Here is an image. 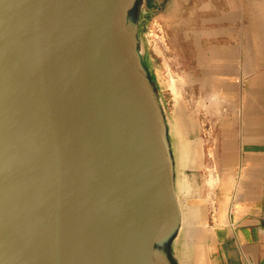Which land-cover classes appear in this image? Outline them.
<instances>
[{
	"label": "water",
	"instance_id": "1",
	"mask_svg": "<svg viewBox=\"0 0 264 264\" xmlns=\"http://www.w3.org/2000/svg\"><path fill=\"white\" fill-rule=\"evenodd\" d=\"M148 0H0V264H181L185 132Z\"/></svg>",
	"mask_w": 264,
	"mask_h": 264
},
{
	"label": "rangeland",
	"instance_id": "2",
	"mask_svg": "<svg viewBox=\"0 0 264 264\" xmlns=\"http://www.w3.org/2000/svg\"><path fill=\"white\" fill-rule=\"evenodd\" d=\"M244 1L250 12L252 5ZM257 1L264 14V0ZM223 3L148 0L143 21L150 61L172 116L192 143L191 153L198 154V166L205 159L218 170L217 156L229 145L239 146L238 157L240 150L241 155L264 150V17L222 24L216 16ZM217 183L212 173L209 185Z\"/></svg>",
	"mask_w": 264,
	"mask_h": 264
},
{
	"label": "crops",
	"instance_id": "3",
	"mask_svg": "<svg viewBox=\"0 0 264 264\" xmlns=\"http://www.w3.org/2000/svg\"><path fill=\"white\" fill-rule=\"evenodd\" d=\"M224 1L216 16L222 24L235 25L245 16L264 17L257 6L260 1L248 0L254 14L244 8V0ZM185 141L181 264H264V150L254 148L244 155L240 150L238 157L239 146L229 145L220 158L217 156L218 170L209 168L205 159L198 166V154L191 153L187 136ZM212 173L218 182L213 189L209 185ZM189 201L195 203L187 204Z\"/></svg>",
	"mask_w": 264,
	"mask_h": 264
},
{
	"label": "trees",
	"instance_id": "4",
	"mask_svg": "<svg viewBox=\"0 0 264 264\" xmlns=\"http://www.w3.org/2000/svg\"><path fill=\"white\" fill-rule=\"evenodd\" d=\"M150 3V2H149ZM150 6V5H149Z\"/></svg>",
	"mask_w": 264,
	"mask_h": 264
}]
</instances>
